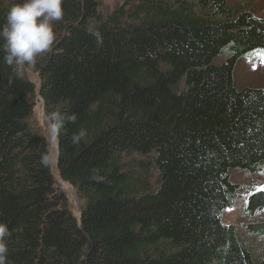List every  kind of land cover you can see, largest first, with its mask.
Here are the masks:
<instances>
[{"label": "trees", "instance_id": "1", "mask_svg": "<svg viewBox=\"0 0 264 264\" xmlns=\"http://www.w3.org/2000/svg\"><path fill=\"white\" fill-rule=\"evenodd\" d=\"M20 2L0 0V27ZM63 8L36 68L60 174L85 203L79 220L32 122L37 85L0 39L7 264H264L239 234L264 243V222L223 221L241 187L231 171L264 169V87L235 80L264 55V17L249 0H124L106 18L98 0ZM261 211L264 184L242 210Z\"/></svg>", "mask_w": 264, "mask_h": 264}, {"label": "rangeland", "instance_id": "2", "mask_svg": "<svg viewBox=\"0 0 264 264\" xmlns=\"http://www.w3.org/2000/svg\"><path fill=\"white\" fill-rule=\"evenodd\" d=\"M15 0H2L5 5H8ZM231 3H235L239 0H229ZM254 6V12L257 16L264 17V0H249ZM99 12L102 18H106L111 14L115 8H118L124 4V0H98ZM55 31L57 38L59 37L60 30L56 28ZM49 53H43L36 58L35 64L20 65V68L28 75V77L37 85V95L35 101L34 115L32 122L40 128L42 133L46 136L49 144V148L52 154V171L55 176L57 186L63 190L69 199V206L72 213L80 220L81 208L85 203V200L79 195L76 187L65 181L58 167V140L53 131L50 119L46 115V109L43 98L40 94L41 80L39 72L36 68V64L45 58ZM223 58L218 59L221 61ZM235 80L237 86H256L264 87V55L252 54L245 57L238 65L235 72ZM155 175H157L155 173ZM232 179L235 183H238L241 187L238 191L234 202L233 209H228L223 217L225 223H235L237 226H242L245 223H259L264 222V211H261L255 216H244L243 208L246 206L247 197L251 190V187L259 189L264 184V169L260 172L250 173L242 170H232ZM241 240L249 244L256 254H261L264 251V243L256 236L248 235L247 232L239 229Z\"/></svg>", "mask_w": 264, "mask_h": 264}, {"label": "clouds", "instance_id": "3", "mask_svg": "<svg viewBox=\"0 0 264 264\" xmlns=\"http://www.w3.org/2000/svg\"><path fill=\"white\" fill-rule=\"evenodd\" d=\"M63 2L64 0H22L9 9L6 22L0 27V39L4 42L6 53L4 61L7 64H35L38 56L53 50L58 43L55 24L64 17ZM93 35L97 36L99 42V34ZM52 119L62 122L63 117L57 114ZM73 139L78 137L74 136ZM9 235L8 226L0 223V264H7L9 250L5 238Z\"/></svg>", "mask_w": 264, "mask_h": 264}, {"label": "water", "instance_id": "4", "mask_svg": "<svg viewBox=\"0 0 264 264\" xmlns=\"http://www.w3.org/2000/svg\"><path fill=\"white\" fill-rule=\"evenodd\" d=\"M81 215V214H80Z\"/></svg>", "mask_w": 264, "mask_h": 264}]
</instances>
